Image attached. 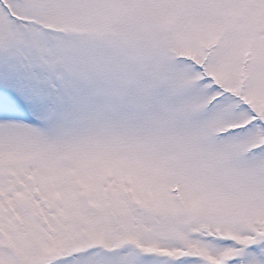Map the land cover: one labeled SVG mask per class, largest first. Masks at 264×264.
Returning <instances> with one entry per match:
<instances>
[{
	"label": "snow or ice",
	"instance_id": "snow-or-ice-1",
	"mask_svg": "<svg viewBox=\"0 0 264 264\" xmlns=\"http://www.w3.org/2000/svg\"><path fill=\"white\" fill-rule=\"evenodd\" d=\"M0 264H264V0H0Z\"/></svg>",
	"mask_w": 264,
	"mask_h": 264
}]
</instances>
